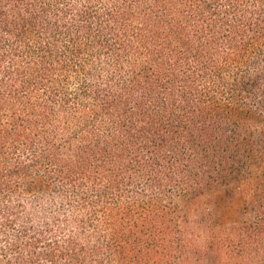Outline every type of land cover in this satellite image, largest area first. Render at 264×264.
<instances>
[{
    "label": "trees",
    "instance_id": "16d2710c",
    "mask_svg": "<svg viewBox=\"0 0 264 264\" xmlns=\"http://www.w3.org/2000/svg\"><path fill=\"white\" fill-rule=\"evenodd\" d=\"M264 0H0V264L264 261ZM198 241L174 196L245 176Z\"/></svg>",
    "mask_w": 264,
    "mask_h": 264
},
{
    "label": "rangeland",
    "instance_id": "374dc122",
    "mask_svg": "<svg viewBox=\"0 0 264 264\" xmlns=\"http://www.w3.org/2000/svg\"><path fill=\"white\" fill-rule=\"evenodd\" d=\"M255 137L258 140L256 152L264 148V132L256 130ZM241 170L245 176L236 179L231 177L215 188L204 192L193 199L185 195L174 196V202L184 207L190 205L188 216L190 217L195 231L198 234V241L203 242L211 233L221 227L241 220L249 215L247 198L249 184L252 181V174L257 170L256 161L252 153L244 161ZM264 264V261L258 263Z\"/></svg>",
    "mask_w": 264,
    "mask_h": 264
}]
</instances>
